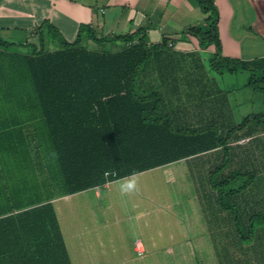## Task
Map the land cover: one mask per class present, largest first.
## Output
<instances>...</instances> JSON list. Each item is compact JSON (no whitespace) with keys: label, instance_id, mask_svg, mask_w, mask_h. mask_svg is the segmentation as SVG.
I'll use <instances>...</instances> for the list:
<instances>
[{"label":"trees","instance_id":"16d2710c","mask_svg":"<svg viewBox=\"0 0 264 264\" xmlns=\"http://www.w3.org/2000/svg\"><path fill=\"white\" fill-rule=\"evenodd\" d=\"M196 1L205 20L189 27L187 33L198 40L201 49L215 47L209 60L211 69L248 72L246 87L264 95V57L240 60L223 56L215 2ZM33 34L35 42L0 38V163L6 161L18 169L23 166L32 173L38 168L46 176L53 171L62 192L47 198L40 193L39 198L0 211V216L10 213L0 217V264H72L52 204L58 197L211 152L221 151L228 157L233 146L240 147L232 144L241 135L233 142L231 133L223 136L213 125L177 128L173 114L166 110L171 104L165 101L169 91L139 84L142 69L154 59L157 47L167 48V41L149 45L142 28L96 39L88 25H81L77 38L69 43L48 20ZM86 35L100 47L83 45ZM111 42H119V48L104 47ZM239 130L242 136L251 137L248 152L258 140L257 134L264 133V113L248 115L232 129ZM233 158L232 163L240 166ZM258 167L262 169L233 171L215 185L225 186L246 175L249 181L264 178V163ZM214 172H210L211 178ZM250 184L218 190L217 196L224 210H232L230 219L242 240L250 239L241 232L244 219L250 220L249 234L254 232L256 220L264 223L261 199L251 201L249 213L241 206L245 202L236 200ZM45 186H50L47 180ZM227 196L233 199L232 205L224 202ZM20 208H24L22 212L13 214Z\"/></svg>","mask_w":264,"mask_h":264},{"label":"rangeland","instance_id":"374dc122","mask_svg":"<svg viewBox=\"0 0 264 264\" xmlns=\"http://www.w3.org/2000/svg\"><path fill=\"white\" fill-rule=\"evenodd\" d=\"M178 58L180 66L195 63L208 70L215 78L207 82L208 88H216V83L225 90L221 95L217 93L220 96L215 98L214 106L205 97V105L200 107L216 108L214 116L219 121L215 124L223 136L231 133V140L236 141L241 130L232 129L248 115L264 113V95L245 86L248 72L210 71V55L204 52ZM174 97L165 100L171 102L166 110L173 114L177 128H188L194 121L183 113L182 97L179 101ZM257 138L248 152L243 151L247 147L233 146L228 157L221 151L211 152L110 183L97 189L99 197L95 190H89L60 198L54 205L59 207L56 210L61 228L68 235L65 240L69 256L75 259L76 252L83 264H264V223L256 220L254 232L249 234L250 220L244 219L241 232L250 239L242 240L231 222L232 210H224L217 198L218 190H235L252 183L236 200L244 201L241 206L249 213L251 201L261 199L260 210L264 212V178L249 181L246 175L225 186L215 185L233 171L262 169L258 166L264 163V135ZM232 156L240 166L232 163ZM221 164L223 167L216 170ZM51 172L46 176L50 183L45 186L46 198L62 192ZM210 172H214L212 178ZM232 200L227 196L224 202L232 205ZM136 240L144 246L141 257L133 251Z\"/></svg>","mask_w":264,"mask_h":264},{"label":"crops","instance_id":"0c3cea01","mask_svg":"<svg viewBox=\"0 0 264 264\" xmlns=\"http://www.w3.org/2000/svg\"><path fill=\"white\" fill-rule=\"evenodd\" d=\"M214 2L219 11L218 31L223 56L240 60L264 57V0ZM44 20L54 25L69 43H72V39L75 41L81 25H88L96 39L107 35H126L142 28L149 45H160L167 41V48L157 47L154 59L142 69L139 84L169 91V95L175 96L177 101L182 97L183 113L194 121L190 126L208 123L216 126L215 122L219 121L214 116L216 108L200 110V107L205 105L202 104L205 97L214 106L215 98L225 90L214 82L216 88L207 87V82L215 78L209 76V71L204 67L195 63L179 65L178 57L189 58L204 52L211 59L215 53L213 45L203 50L199 47L198 40L187 33L189 27L205 20L196 0H0V38L15 43L22 42L24 38L35 42L33 31ZM83 42L90 49L100 47L88 35ZM119 46V42H111L104 47L115 51ZM209 69L217 72L210 65ZM243 134L241 131V139L232 145L247 147L251 137L242 136ZM260 134L264 135H257ZM33 170L35 172L32 173L23 166L18 169V166L13 167L6 161L0 163V211L10 205L21 206L31 197L39 198L40 193L44 197L46 174L38 168ZM97 189L99 188L94 190L96 197H99ZM60 198L63 197L52 200V204L66 245L65 237L68 235L61 228L59 207L56 210L54 205ZM23 209L13 210V214L22 212ZM66 248L68 251L67 245ZM73 255L75 259L69 256L72 264H83L76 252Z\"/></svg>","mask_w":264,"mask_h":264},{"label":"built area","instance_id":"2783aa9c","mask_svg":"<svg viewBox=\"0 0 264 264\" xmlns=\"http://www.w3.org/2000/svg\"><path fill=\"white\" fill-rule=\"evenodd\" d=\"M133 247H134V251L138 257H141L144 254V252H145L144 246L140 240H136L133 243Z\"/></svg>","mask_w":264,"mask_h":264}]
</instances>
